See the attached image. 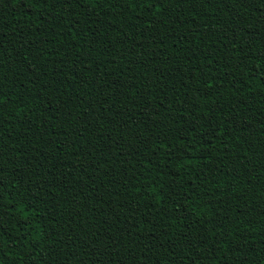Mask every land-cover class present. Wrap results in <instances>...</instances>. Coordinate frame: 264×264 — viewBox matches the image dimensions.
Listing matches in <instances>:
<instances>
[{"label":"trees","instance_id":"obj_1","mask_svg":"<svg viewBox=\"0 0 264 264\" xmlns=\"http://www.w3.org/2000/svg\"><path fill=\"white\" fill-rule=\"evenodd\" d=\"M0 264H264V0H0Z\"/></svg>","mask_w":264,"mask_h":264},{"label":"snow or ice","instance_id":"obj_2","mask_svg":"<svg viewBox=\"0 0 264 264\" xmlns=\"http://www.w3.org/2000/svg\"><path fill=\"white\" fill-rule=\"evenodd\" d=\"M35 0H14L15 5H19L20 7H24L28 3H34ZM148 6L153 7L155 6L157 0H147Z\"/></svg>","mask_w":264,"mask_h":264}]
</instances>
